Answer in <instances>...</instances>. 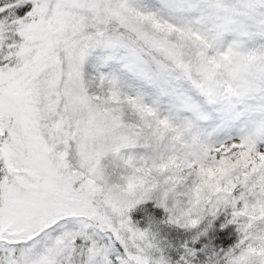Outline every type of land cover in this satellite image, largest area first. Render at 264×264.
Masks as SVG:
<instances>
[{
  "label": "snow or ice",
  "instance_id": "6c2138e0",
  "mask_svg": "<svg viewBox=\"0 0 264 264\" xmlns=\"http://www.w3.org/2000/svg\"><path fill=\"white\" fill-rule=\"evenodd\" d=\"M0 264H264V0H0Z\"/></svg>",
  "mask_w": 264,
  "mask_h": 264
}]
</instances>
